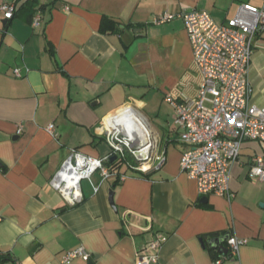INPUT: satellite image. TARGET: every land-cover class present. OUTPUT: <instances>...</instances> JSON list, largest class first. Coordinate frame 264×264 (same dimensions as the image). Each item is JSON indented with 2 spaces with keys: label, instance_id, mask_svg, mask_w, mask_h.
I'll return each mask as SVG.
<instances>
[{
  "label": "crops",
  "instance_id": "1",
  "mask_svg": "<svg viewBox=\"0 0 264 264\" xmlns=\"http://www.w3.org/2000/svg\"><path fill=\"white\" fill-rule=\"evenodd\" d=\"M27 1L17 0V11ZM242 5L263 8L264 0H37L39 27L19 11L6 30L0 13V255L14 264H62L83 247L90 260L72 264H136L140 250L164 237L156 264H264V183L249 177L264 145L243 143L232 202L199 196L180 170V130L166 96L196 98L201 74L183 20L154 24L194 10L221 24ZM104 17L119 31L102 33ZM250 80L262 107L264 32L255 38ZM129 106L159 139L166 162L145 174L123 165L124 181L95 174L81 184L82 203L69 205L51 180L74 150L107 156L106 121ZM225 233L243 242L239 254L214 259L212 234Z\"/></svg>",
  "mask_w": 264,
  "mask_h": 264
},
{
  "label": "built area",
  "instance_id": "2",
  "mask_svg": "<svg viewBox=\"0 0 264 264\" xmlns=\"http://www.w3.org/2000/svg\"><path fill=\"white\" fill-rule=\"evenodd\" d=\"M16 12L17 0L0 4L4 20L12 21ZM178 18L184 22L194 63L201 74L196 98L166 96L180 130L178 138L183 146L180 170L196 182L199 196H218L232 202L235 197L230 186L232 170L240 159L243 143L264 145V106L253 103L254 88L250 80L255 38L264 32V7L242 5L234 18L221 24L207 12L197 10L165 13L154 24L162 25ZM41 19L37 13L32 26L39 27ZM14 74L21 77L19 69ZM21 131L22 128L18 134ZM47 131L56 136L54 125L48 126ZM106 140L110 147L107 156L94 158L74 150L51 180V188L69 205L82 203L81 184L95 174L102 180L128 178L108 166L113 157L121 167L125 165L133 172L144 174L159 170L166 162L159 139L143 125L141 131L133 124L122 130L109 128ZM249 167L250 179L264 183V156L253 157ZM164 241V237L151 240L137 253L136 264H156ZM227 243L231 255L237 256L243 242L230 237ZM77 259L89 261L90 254L83 247L76 248L64 254L62 264H72Z\"/></svg>",
  "mask_w": 264,
  "mask_h": 264
},
{
  "label": "trees",
  "instance_id": "3",
  "mask_svg": "<svg viewBox=\"0 0 264 264\" xmlns=\"http://www.w3.org/2000/svg\"><path fill=\"white\" fill-rule=\"evenodd\" d=\"M36 6H37V0H28L27 2H25L21 6V8H19V11H23V12H25L27 14V18H28V21L30 23L33 22V19L35 17V14H36ZM19 11L16 12L15 16L18 14ZM9 22H11V21H9ZM8 24H7V26L5 27L4 30L7 29ZM100 31L102 33L118 32L119 31L118 24H116L115 22H113L112 20H110L108 17H104L102 19V23H101V26H100ZM108 166L111 169H113V170H118L117 173L120 174V172H119V169L121 168V164L120 163H118V162L109 163ZM226 235L231 236L230 233H225L222 236H220V234H212L213 239H211L210 242L212 240H218V239L224 238ZM210 242H209V245H210ZM226 244H227V242H223L221 245L216 246V247H213V246L210 245V251H211L214 259H216V258L219 259L220 258L219 249L221 247H225ZM229 256H231V258H232V255H231L230 251H228V254L226 256L223 255L224 258H229ZM0 262L1 263H4V264H14L12 262V260H10V258L8 257V255H3V254L0 255Z\"/></svg>",
  "mask_w": 264,
  "mask_h": 264
},
{
  "label": "bare ground",
  "instance_id": "4",
  "mask_svg": "<svg viewBox=\"0 0 264 264\" xmlns=\"http://www.w3.org/2000/svg\"><path fill=\"white\" fill-rule=\"evenodd\" d=\"M106 122L107 124L111 123L110 128L112 129L116 128V129L122 130L126 128V125L133 124L138 127V130L140 128V131H141L142 125L145 123L140 118L138 113L134 110V108L131 106L121 110L116 115L108 119Z\"/></svg>",
  "mask_w": 264,
  "mask_h": 264
},
{
  "label": "water",
  "instance_id": "5",
  "mask_svg": "<svg viewBox=\"0 0 264 264\" xmlns=\"http://www.w3.org/2000/svg\"><path fill=\"white\" fill-rule=\"evenodd\" d=\"M8 23H9V22H8L7 20H4V21H3V25H4L5 27L7 26ZM115 160H116V157H113L112 160H111V162H114ZM111 203L114 205V203H113V195H111ZM201 203L206 204V203H207V199L204 198V199L201 201ZM229 238H230V236H229V235H226L224 238H221V239H218V240H212V241L210 242V245L213 246V247L219 246V245H221L223 242L228 241ZM219 252H220L222 255H225V256L228 254V250H227L225 247H221V248L219 249ZM229 258H231V256H229Z\"/></svg>",
  "mask_w": 264,
  "mask_h": 264
},
{
  "label": "rangeland",
  "instance_id": "6",
  "mask_svg": "<svg viewBox=\"0 0 264 264\" xmlns=\"http://www.w3.org/2000/svg\"><path fill=\"white\" fill-rule=\"evenodd\" d=\"M132 105H133V104H132ZM144 114H145V112H144ZM164 137H165V135L161 136V139H163ZM164 139H165V138H164ZM84 183H85V182H84ZM84 183H83V184H84Z\"/></svg>",
  "mask_w": 264,
  "mask_h": 264
}]
</instances>
